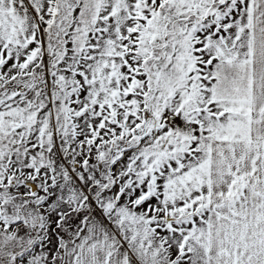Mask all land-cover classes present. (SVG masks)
I'll list each match as a JSON object with an SVG mask.
<instances>
[{"label": "snow or ice", "instance_id": "1", "mask_svg": "<svg viewBox=\"0 0 264 264\" xmlns=\"http://www.w3.org/2000/svg\"><path fill=\"white\" fill-rule=\"evenodd\" d=\"M0 264H264V0H0Z\"/></svg>", "mask_w": 264, "mask_h": 264}]
</instances>
